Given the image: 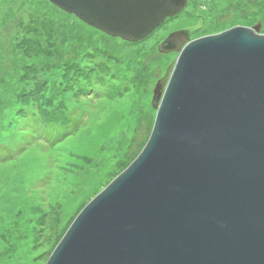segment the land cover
<instances>
[{
  "label": "water",
  "instance_id": "95a60500",
  "mask_svg": "<svg viewBox=\"0 0 264 264\" xmlns=\"http://www.w3.org/2000/svg\"><path fill=\"white\" fill-rule=\"evenodd\" d=\"M104 35L145 39L187 0H47ZM153 90L134 160L74 217L45 264H264V34L189 40Z\"/></svg>",
  "mask_w": 264,
  "mask_h": 264
},
{
  "label": "rangeland",
  "instance_id": "374dc122",
  "mask_svg": "<svg viewBox=\"0 0 264 264\" xmlns=\"http://www.w3.org/2000/svg\"><path fill=\"white\" fill-rule=\"evenodd\" d=\"M263 1L187 0L127 43L47 0H0V264H45L78 212L141 151L154 87L177 56L157 46L176 31L189 40L239 26L262 34ZM53 123H67L66 135L48 142Z\"/></svg>",
  "mask_w": 264,
  "mask_h": 264
},
{
  "label": "trees",
  "instance_id": "16d2710c",
  "mask_svg": "<svg viewBox=\"0 0 264 264\" xmlns=\"http://www.w3.org/2000/svg\"><path fill=\"white\" fill-rule=\"evenodd\" d=\"M264 2V1H263ZM263 2H261L263 4ZM247 25H252L249 23H246ZM260 33L264 34V25L260 27ZM64 123V122H63ZM63 123L60 124H49L46 126V130L43 132L45 140L48 142H56L59 140V138H63L66 135V128H67V123L62 125Z\"/></svg>",
  "mask_w": 264,
  "mask_h": 264
}]
</instances>
